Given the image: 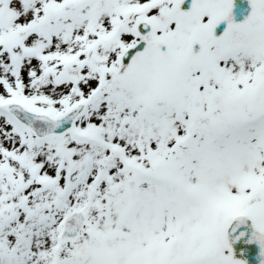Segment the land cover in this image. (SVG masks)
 <instances>
[{
    "label": "snow or ice",
    "instance_id": "6c2138e0",
    "mask_svg": "<svg viewBox=\"0 0 264 264\" xmlns=\"http://www.w3.org/2000/svg\"><path fill=\"white\" fill-rule=\"evenodd\" d=\"M247 2L0 0V264H248L238 218L264 257Z\"/></svg>",
    "mask_w": 264,
    "mask_h": 264
},
{
    "label": "water",
    "instance_id": "95a60500",
    "mask_svg": "<svg viewBox=\"0 0 264 264\" xmlns=\"http://www.w3.org/2000/svg\"><path fill=\"white\" fill-rule=\"evenodd\" d=\"M248 6V7H247ZM250 9V5L248 4L247 0H235V8H234V15L237 21L241 20L240 18L244 17L247 13L245 12L247 9ZM238 218L233 225L234 227H237V231L243 230L247 233V235L242 239V241L233 242L235 249L240 252L243 255V258L247 261H251L253 259L252 256L254 255L253 251H258L259 245L255 241L248 242L249 238L251 237V233L253 231L252 224L249 222L248 218H242L244 219L243 224H239ZM231 231V230H230ZM231 235H235V233L230 232Z\"/></svg>",
    "mask_w": 264,
    "mask_h": 264
},
{
    "label": "rangeland",
    "instance_id": "374dc122",
    "mask_svg": "<svg viewBox=\"0 0 264 264\" xmlns=\"http://www.w3.org/2000/svg\"><path fill=\"white\" fill-rule=\"evenodd\" d=\"M237 257V256H236Z\"/></svg>",
    "mask_w": 264,
    "mask_h": 264
}]
</instances>
